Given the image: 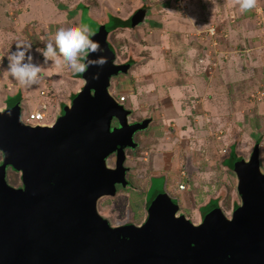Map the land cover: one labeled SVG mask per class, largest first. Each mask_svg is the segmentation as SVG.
Instances as JSON below:
<instances>
[{"label": "rangeland", "instance_id": "obj_1", "mask_svg": "<svg viewBox=\"0 0 264 264\" xmlns=\"http://www.w3.org/2000/svg\"><path fill=\"white\" fill-rule=\"evenodd\" d=\"M80 4L87 8L79 9ZM88 8L108 18V26L110 12L128 19L147 10L141 24L108 35L116 63H133L127 74L111 79L110 94L127 96L129 122H152L136 134L138 148L127 151L132 186L102 197L99 214L114 227L142 225L148 216L145 204L166 192L179 203L178 215L196 225L213 199L231 219L242 203L238 178L224 164L231 146L248 161L260 138L264 173V0L246 12L239 10V0H0V111L5 94L11 97L18 89L23 121L46 104V123L52 125L61 105L71 106L83 78L66 64L44 65L36 49L70 25L97 32L105 24H98L100 18L95 13L92 18ZM210 27L217 31L215 41L208 37ZM19 42L31 44L33 62L44 66L38 85L22 86L4 72L6 57ZM115 160L110 157V167ZM6 171L8 183L22 188L20 174L11 167ZM160 175L166 179L151 185L150 178Z\"/></svg>", "mask_w": 264, "mask_h": 264}, {"label": "water", "instance_id": "obj_2", "mask_svg": "<svg viewBox=\"0 0 264 264\" xmlns=\"http://www.w3.org/2000/svg\"><path fill=\"white\" fill-rule=\"evenodd\" d=\"M146 11L134 13L132 28ZM108 35L101 25L90 36L99 48L88 59L105 63L82 73L85 85L53 125L24 123L20 105L0 111V264H264L260 144L236 164L242 203L231 219L219 206L196 225L166 192L149 201L142 225L114 227L99 214L98 201L129 183L124 149L152 122L129 124L131 111L110 94L111 79L132 65L116 63ZM7 167L22 188L8 183Z\"/></svg>", "mask_w": 264, "mask_h": 264}, {"label": "clouds", "instance_id": "obj_3", "mask_svg": "<svg viewBox=\"0 0 264 264\" xmlns=\"http://www.w3.org/2000/svg\"><path fill=\"white\" fill-rule=\"evenodd\" d=\"M255 3L256 0H239V10L246 12L252 9ZM91 35L87 25H70L58 29L48 43L42 49L37 48L36 51L44 58V65L52 61L50 66L59 67L66 64L74 74L85 73L91 64L105 63L104 57H98L95 61L88 59V54L96 52L99 48L98 42L90 39ZM31 48V44L19 42L15 50L10 51L6 57L7 67L4 72L10 74L22 86L38 85L43 78L44 66L33 62ZM120 97L114 98L121 104L127 101L126 98V101L120 102ZM23 122L31 125L26 120ZM181 185L184 188H180ZM179 189L183 191L186 187L180 184Z\"/></svg>", "mask_w": 264, "mask_h": 264}, {"label": "trees", "instance_id": "obj_4", "mask_svg": "<svg viewBox=\"0 0 264 264\" xmlns=\"http://www.w3.org/2000/svg\"><path fill=\"white\" fill-rule=\"evenodd\" d=\"M82 8L86 9V6L82 5ZM105 25H106L107 29L109 30V32H111V31H114V30H116L118 28H132L131 27L132 26V21H131V17L128 18V19H126V20H122L119 17H115L113 15H110V23H109L110 26H108L107 24H105ZM213 38H215V37H213ZM77 77H80L81 78L82 77V73L78 74ZM75 96H76V94L75 95H72V99L71 100H73L75 98ZM7 101L9 103L7 105V108L13 107L15 105H20L21 106L22 95H21V93H17L14 97L8 98ZM65 106H66L65 104H62L61 105V114L64 113V110L63 109H64ZM260 141H261V139L258 138L256 140V143L257 144H260ZM0 160H1V163H0V166H1V164H2V158L1 157H0ZM242 160H245V159L237 156L235 146L232 145L231 146V152L229 153L228 158L224 160V164H225L226 167L232 169L233 172L236 174V172H235L236 164L239 163V162H241ZM16 173H18V171H16ZM155 196L156 195H154L151 199H153ZM239 206L240 205H236L234 207L233 213L235 212V210ZM216 207H219V201L217 199L211 200L203 208L202 216H204L208 211H210L211 209L216 208Z\"/></svg>", "mask_w": 264, "mask_h": 264}, {"label": "built area", "instance_id": "obj_5", "mask_svg": "<svg viewBox=\"0 0 264 264\" xmlns=\"http://www.w3.org/2000/svg\"><path fill=\"white\" fill-rule=\"evenodd\" d=\"M209 35L214 37L215 34L217 33L215 27H210L209 30ZM44 95L45 92H42ZM126 96H121L119 98L120 102L126 101ZM47 111H48V106L46 104H43L40 108L37 110H34L30 113V115L26 118V122L30 123L32 126H45L47 125L46 123V118H47ZM0 157L2 158V155L0 153ZM180 188H184V186H180Z\"/></svg>", "mask_w": 264, "mask_h": 264}, {"label": "crops", "instance_id": "obj_6", "mask_svg": "<svg viewBox=\"0 0 264 264\" xmlns=\"http://www.w3.org/2000/svg\"><path fill=\"white\" fill-rule=\"evenodd\" d=\"M117 3H118V2H117ZM84 6H86V5H84ZM78 7H79V9H81V8H82V4H80ZM80 7H81V8H80ZM86 8H87V6H86ZM88 10H89L88 14L91 15L92 18H93V16H92L93 13H95V14L98 15V18H100V19L98 20V22H97L98 24H101L100 21H102V24H106V23H108L109 19H108V18H105L104 16H102V14L98 13L96 10H91V9H89V8H88ZM80 11H81V12H80V14H81L83 11H82V10H80ZM80 14H79V15H80ZM109 14H111V15H113V16H115V17L117 16L116 14L111 13V12H110ZM117 17H118V16H117ZM104 18H105V19H104ZM120 19H122V20H126V19H123V18H120ZM79 20H80V16H79ZM80 23H81V21H80ZM80 25H81V24H80ZM80 25H79V26H80ZM122 29H128V28H122ZM122 29H121V28H118V29H116V30H114V31H111V34L114 33V32L120 31V30H122ZM129 29H130V28H129ZM131 29H133V28H131ZM111 34H110V35H111ZM208 37L211 39V41H212V40L215 41L214 38H213L212 36H209V35H208ZM14 50H15V48H14ZM13 89H14V88H13ZM11 90H12V89H11ZM11 90H10V91H11ZM18 90H19V89H18ZM18 90L15 91V92H18ZM15 92H14V94H15ZM20 93H21V95H22V97H23L22 92H20ZM14 94L11 95V97H14L17 93H16L15 95H14ZM7 97H8V96L5 94V102H4V103L6 104L5 109L7 108V105L9 104L8 101H7L8 98H11V97H8V98H7ZM4 103H3V105H4ZM21 107H22V106H21ZM32 111H33V110H32ZM32 111H30V112H32Z\"/></svg>", "mask_w": 264, "mask_h": 264}, {"label": "flooded vegetation", "instance_id": "obj_7", "mask_svg": "<svg viewBox=\"0 0 264 264\" xmlns=\"http://www.w3.org/2000/svg\"><path fill=\"white\" fill-rule=\"evenodd\" d=\"M127 63H130L131 65H133V63L132 62H126L125 64H127ZM128 109V108H127ZM130 110V109H129ZM131 111V110H130ZM132 113V112H131ZM131 115V114H130ZM129 115V116H130ZM145 119H148V118H145ZM145 119H143V120H141V121H144ZM115 121H117V124L119 125V123H118V120H114V122ZM141 121H133V122H129V124H134V123H137V122H141ZM118 125L117 126H114V127H118ZM113 127V128H114ZM138 132H136L135 133V135H134V140H135V136H136V134H137ZM138 144V143H137ZM136 148H138V145H137V147ZM136 148H129V147H127V148H125L124 149V152H125V155L127 156V151H128V149H136ZM111 157H114L115 159H116V157H117V153H114L113 155H111ZM126 160H127V158H126ZM125 166H126V162H125ZM127 168H128V171H127V176H128V172H130V169H129V167L128 166H126ZM162 178H164V179H166V177L164 176V175H160V176H153V177H151L150 178V183H151V185H152V183H153V181L155 180V179H162ZM127 179H128V177H127ZM129 180V179H128ZM132 186V182L129 180V183H128V185L127 186H122V185H119V186H117V193H118V189L120 188V187H122V188H130ZM150 186V185H149ZM149 188V187H148ZM150 190H151V186H150ZM149 190V191H150ZM169 195V194H168ZM99 202V201H98ZM149 202H147L145 205H146V209H147V204H148ZM147 213H148V210H147ZM202 217V220H203V216H201ZM107 219V218H106ZM202 222V221H201ZM125 225V224H124Z\"/></svg>", "mask_w": 264, "mask_h": 264}]
</instances>
